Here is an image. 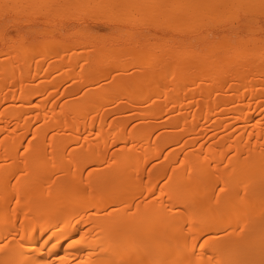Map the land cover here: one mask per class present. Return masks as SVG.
Returning a JSON list of instances; mask_svg holds the SVG:
<instances>
[{"label":"bare ground","instance_id":"6f19581e","mask_svg":"<svg viewBox=\"0 0 264 264\" xmlns=\"http://www.w3.org/2000/svg\"><path fill=\"white\" fill-rule=\"evenodd\" d=\"M47 1L0 0V264H264V46L208 30L264 0Z\"/></svg>","mask_w":264,"mask_h":264},{"label":"rangeland","instance_id":"374dc122","mask_svg":"<svg viewBox=\"0 0 264 264\" xmlns=\"http://www.w3.org/2000/svg\"><path fill=\"white\" fill-rule=\"evenodd\" d=\"M48 1H50V2H48ZM47 2L48 3H52L53 5H54V7L56 8V11H55V14L56 15H58V16H56V19H54V20H56V21H54V20H51V21H49V23H51V24H49V23H47L46 25L44 24V22L45 21H47V20H45V18H44V20H43V15H41V14H39V15H37V16H35L36 14H33V13H30V14H28L29 15V18L30 17H33V18H31V19H29V18H27V16L26 15H24V16H26V17H21V19L23 20V22L24 21H26L24 18H27V19H29V20H31V21H29V22H31V23H22L21 21V19L19 18V16L17 17V15L16 14H12L13 16H11L10 14H9V16L7 17V20H5V21H3V23H2V25H1V27H2V30L4 31V33L5 34H7L6 36H9V35H11L10 36V38H12V39H14L15 41L16 40H18L19 38L17 37H15V36H18L19 34H18V32H21V33H25V32H27L26 31V29L27 30H33V29H38V30H42V26H44L45 28L44 29H47L48 28V30L50 29V28H52V26H53V29L55 28V29H58L57 31H58V33H59V28L61 29V30H63V32L62 33H59V36H58V33H56L55 35H54V37L52 38V37H50L49 36V38H48V36H45V37H38V35L36 34V33H33L32 35H33V37H31L32 35H30L29 37H31L32 39L33 38H36V39H38V40H36V41H38L39 43H41L40 41H42V42H44L43 44H48V43H51V39L50 38H52V41L53 42H55V41H58V40H56V36H57V39L59 38V40L61 39V41L63 40V38H65L66 36H68V35H70L71 34V31H73V33L74 32H77L78 30H82L83 29V27H84V31H89L88 29H90V33H92V34H100L98 37H105V38H108L107 36H109V35H111L112 36V33L113 34H115V35H117L118 33H120V32H125L126 30H127V28H128V26L129 25H126L127 26V28H125L124 26H123V23L122 22H119V21H116L115 20V25L113 24V22H111L110 20V22L108 21V19L106 18L105 19V17L104 16H108V15H105L106 13H104V11H101L102 10V7L101 6H99V5H97L96 3H90V4H85V5H78L77 4V2L76 3H74L73 2V4H72V6L73 5H76V7H74V9H76L77 10V8H78V10L79 11H75L73 8V14L76 12V14L75 15H78V16H76V18L75 19H79V18H81L80 20H74V18H69V19H73V20H68V15L66 16L65 14H64V12L66 13V11H69L70 13H72L71 12V8H70V3H69V5L68 4H66L65 5V3H67L66 2V0H63V2H62V0H59V2H58V0H48ZM61 2L63 3V5H64V7L63 6H61L60 4H61ZM71 6V7H72ZM82 7V8H81ZM86 7V8H85ZM98 7V9H96ZM100 8V9H99ZM247 8H249V7H247ZM65 9H67L66 11H65ZM82 9V10H81ZM94 9H96L95 10V12L97 13L98 11L97 10H100L99 12H101L104 16H102L101 18L103 19H101L100 17H99V15H98V17L97 16H95V15H97L93 10ZM242 9V10H241ZM246 9V7H243V8H240V9H238V8H236V10H235V12H234V14L236 13V18L234 19L233 17L234 16H232L230 19H231V21H229V19H227V20H225L226 18H224L223 16H221L219 19L222 21V23L223 22H228V23H226L225 25H223L222 23L221 24H219L218 25V27L217 28H215L214 26H212V25H210V29L208 28V30L209 31H212V30H214V32L216 33H222L223 35H225L226 33H227V35L229 34V32L231 31V27H237V30H239L238 31V35H239V38L238 39H241V40H243V38H245V37H250V35L252 34V32H254L253 34L255 35V36H253V34H252V38L250 37V39L249 38H247V39H249L250 40V44H251V46L249 47V48H254V49H256V48H259L260 46H264V11H262L263 10V8L262 9H258L259 11H257V10H255V12H253V10H250V9H247V10H245ZM168 10V9H167ZM241 10V11H240ZM247 12V11H251L250 12V14H248V13H244V12ZM91 12H94V15H92L91 14ZM256 12H258L259 14H260V16L258 15V13H256ZM60 13L61 14H63L64 15V17L62 16V15H60ZM263 13V14H262ZM83 14V15H82ZM253 14V15H252ZM15 15V16H14ZM20 16L22 15V14H19ZM71 15V14H70ZM89 15V16H88ZM254 15H256V16H254ZM62 16V17H61ZM72 16V15H71ZM86 16V17H85ZM89 18H88V17ZM101 16V15H100ZM137 16V15H136ZM5 17V18H6ZM12 17V20L14 19V21L15 20H17V18H19L18 20H20V21H16L18 24H20V26L17 24V25H15L16 23H14V22H12L11 21V18ZM14 17V18H13ZM35 17L37 18V19H35ZM62 18V19H65V20H62V19H60V18ZM75 17V16H74ZM94 17V18H93ZM138 17V16H137ZM38 18H40V19H38ZM223 18H224V21H223ZM94 19H95V21H94ZM101 19V20H100ZM105 19V20H104ZM236 20L237 19V21H233L232 22V20ZM62 20V21H61ZM97 20V21H96ZM250 20V21H249ZM252 20V21H251ZM255 20V21H254ZM11 21V22H10ZM39 23H38V22ZM40 21H41V23H40ZM47 21V22H48ZM54 21V22H53ZM5 22V23H4ZM22 24H21V23ZM37 22V23H36ZM43 22V23H42ZM229 22H230V24H229ZM53 23H55V24H53ZM63 24V25H61V24ZM232 23V24H231ZM235 23H237V24H235ZM244 23V24H243ZM28 24H31V25H33V27L31 26V25H29L28 26ZM35 24V25H34ZM40 24H44V25H40ZM48 24H49V26H48ZM56 24H58V26L56 25ZM244 26H243V25ZM9 25V26H8ZM17 27H15V26ZM24 26V29L21 27V26ZM59 25H61L60 27H59ZM250 25H251V27H250ZM254 25V26H253ZM7 26V27H6ZM25 26L27 27H29V28H26L25 29ZM39 26V27H38ZM47 26V27H46ZM56 26V27H55ZM231 26V27H230ZM240 26V27H239ZM246 26V27H245ZM21 27V28H20ZM41 27V28H40ZM50 27V28H49ZM58 27V28H57ZM131 27V26H130ZM250 27V28H249ZM4 28L6 29V30H4ZM17 30H19V31H17ZM63 28V29H62ZM88 28V29H87ZM152 30H153V32L152 31H150L151 29H148L150 32H149V34L150 33H154V34H156L155 36L157 37V40L159 41V43H161V44H165V43H171L170 42V40L169 39H173V37H170V36H173V35H170L171 34V32L172 31H170L169 29H166V28H164V27H161V26H159L158 28H161V29H158L157 27L155 28V27H150ZM211 28H212V30H211ZM53 29H51V30H53ZM73 29H75V30H73ZM87 29V30H86ZM143 28L141 27V30H142ZM156 31H155V30ZM227 29H229V30H226ZM8 30V31H7ZM65 30V31H64ZM219 30H220V32H219ZM91 31H93V32H91ZM95 31V32H94ZM161 33H160V32ZM229 31V32H228ZM241 31V33H239ZM243 31V32H242ZM245 31V32H244ZM7 32H9V33H7ZM16 32H17V34H16ZM66 32H69V33H66ZM159 32V33H158ZM169 32V33H168ZM165 33L166 35H167V39H166V35L163 34ZM249 33V34H248ZM63 34H65V35H63ZM109 34V35H108ZM153 34V35H154ZM221 34V35H222ZM240 34H242V36L240 35ZM13 35V36H12ZM60 35H61V37H60ZM63 35V36H62ZM115 35H113V37L115 36ZM151 35V34H150ZM162 35V36H161ZM162 37V39H159V38H161ZM178 36V35H177ZM38 37V38H37ZM165 37V38H164ZM181 35H179L178 36V38L177 37H175V38H177V39H187L185 36H183V37H181ZM241 37H243V38H241ZM262 37V38H261ZM111 37L109 36V38L108 39H110ZM189 38V37H188ZM259 38V39H258ZM260 38H261V40H263L262 42H263V44L262 43H259V44H257L256 46H255V44H254V40H253V44L251 43L252 42V40L251 39H256V41H257V39L260 41ZM42 39V40H41ZM43 39H45L44 41H43ZM164 39H165V41H164ZM237 39V40H238ZM246 39V38H245ZM244 39V40H245ZM246 39V40H247ZM243 40V41H244ZM38 42H36V43H38ZM35 43V42H34ZM244 43H245V41H244ZM42 44V43H41ZM262 44V45H261ZM34 45V44H33ZM40 45V44H39ZM260 45V46H259ZM42 46H44V45H42ZM42 46H40V47H42ZM260 49H261V47H260ZM262 49H263V47H262ZM32 50H34V49H32ZM37 50L39 51V49H37L36 48V52H37ZM89 51H90V49H89ZM35 52V51H34ZM262 53H264V52H262ZM125 54V53H124ZM129 54V53H128ZM133 55H135V53H130V55H127L126 56V61H120L121 63H125L126 62V64L127 63H130V61L129 60H131V57L133 56ZM132 58H134V57H132ZM123 59V58H122ZM133 60V59H132ZM133 62V61H132ZM220 63V62H219ZM222 65V63L220 64V66Z\"/></svg>","mask_w":264,"mask_h":264}]
</instances>
